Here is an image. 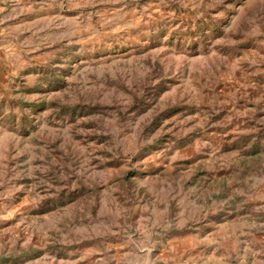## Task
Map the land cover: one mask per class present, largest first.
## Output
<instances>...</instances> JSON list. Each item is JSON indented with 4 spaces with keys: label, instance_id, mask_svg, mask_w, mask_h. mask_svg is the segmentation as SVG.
I'll return each mask as SVG.
<instances>
[{
    "label": "rangeland",
    "instance_id": "obj_1",
    "mask_svg": "<svg viewBox=\"0 0 264 264\" xmlns=\"http://www.w3.org/2000/svg\"><path fill=\"white\" fill-rule=\"evenodd\" d=\"M0 264H264V0H0Z\"/></svg>",
    "mask_w": 264,
    "mask_h": 264
}]
</instances>
